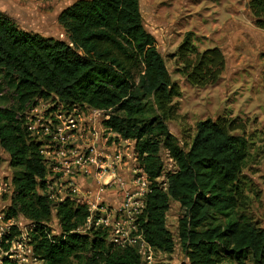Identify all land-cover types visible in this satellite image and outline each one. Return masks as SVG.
Listing matches in <instances>:
<instances>
[{
  "label": "trees",
  "instance_id": "trees-1",
  "mask_svg": "<svg viewBox=\"0 0 264 264\" xmlns=\"http://www.w3.org/2000/svg\"><path fill=\"white\" fill-rule=\"evenodd\" d=\"M248 6L264 25V0H250ZM59 22L68 41L21 29L0 11V77L13 90L12 105L0 107V162L5 152L16 170L13 203L5 216L22 213L32 221L34 258L42 264L142 263L137 247L108 240L105 229L78 230L90 214L87 205L65 200L55 210L61 231L53 233L49 226L54 208L39 191L49 167L24 112L36 97H54L65 104L110 109L105 124L136 141L139 162L152 181L136 220L137 233L155 250L175 249L167 213L177 201L183 210L178 239L188 259L182 264H264V227L244 216L229 218L238 205L248 140L234 132L240 126L206 118L198 121L188 148L175 144L168 122L176 116L173 101L181 90L155 36L144 26L140 0H77L60 12ZM177 55L181 73L198 86L216 83L226 65L218 47L199 51L190 32ZM162 147L174 158L176 171L164 172ZM162 174L164 179L157 181ZM221 216L229 219L207 224ZM20 233L13 226L3 234L7 251ZM0 264L20 263L10 253Z\"/></svg>",
  "mask_w": 264,
  "mask_h": 264
},
{
  "label": "rangeland",
  "instance_id": "rangeland-1",
  "mask_svg": "<svg viewBox=\"0 0 264 264\" xmlns=\"http://www.w3.org/2000/svg\"><path fill=\"white\" fill-rule=\"evenodd\" d=\"M75 1L0 0V11L12 18L21 29L68 41L59 15ZM249 1L140 0V8L144 26L155 36L171 77L181 90V96L173 101L177 107L176 116L168 122L175 144L188 148L198 121L206 118L240 126L234 132L246 136L248 157L237 183L238 205L229 218L244 216L264 227V25L258 23L252 14ZM188 32L194 37V44L199 51L218 47L223 52L226 65L216 83L194 85L181 73L182 62L177 55V48ZM0 88V107H10L13 90L1 77ZM128 147L132 151V145ZM163 150L162 147L161 155L164 156ZM171 165L166 168L169 170ZM15 172V168L9 165L8 155L3 152L0 181L6 186L0 192V260L12 253V257H17L21 264H42L31 251L32 221L22 213L11 219L5 216L13 203L12 177ZM182 213L179 202L172 201L167 213V226L176 240L174 251L167 253L154 250L152 258H144L141 264L188 263L178 239V220ZM229 218L221 216L207 224L216 225ZM13 226L21 233L14 236L7 251L2 245V236L4 231L11 232ZM49 226L53 233L61 231L55 210Z\"/></svg>",
  "mask_w": 264,
  "mask_h": 264
},
{
  "label": "built area",
  "instance_id": "built-area-1",
  "mask_svg": "<svg viewBox=\"0 0 264 264\" xmlns=\"http://www.w3.org/2000/svg\"><path fill=\"white\" fill-rule=\"evenodd\" d=\"M110 111L87 104H65L54 97L34 99L24 112L26 126L42 143L40 152L49 167L46 184L39 191L48 195L54 210L67 199L87 205L90 214L79 231L103 228L109 239L134 245L142 260L151 259L155 249L137 233L136 220L145 207L152 181L144 166L140 162L136 165V141L123 138L105 124ZM163 152L164 172L176 171L170 152ZM4 186L0 181V192Z\"/></svg>",
  "mask_w": 264,
  "mask_h": 264
}]
</instances>
